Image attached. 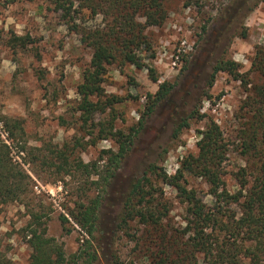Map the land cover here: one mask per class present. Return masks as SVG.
Here are the masks:
<instances>
[{"label": "rangeland", "instance_id": "rangeland-1", "mask_svg": "<svg viewBox=\"0 0 264 264\" xmlns=\"http://www.w3.org/2000/svg\"><path fill=\"white\" fill-rule=\"evenodd\" d=\"M183 2L165 0L167 15L162 25L146 28L150 49L142 45L134 50L143 67L121 63L119 56L106 65L101 83L104 94L90 97L98 102V110L84 123L77 86L89 66L90 47L47 0H0V145L1 141L8 145L16 170L26 174L22 180L26 193L15 201L0 199V247L13 264H28L31 248L25 227L30 210L46 214L47 234L63 244L68 264H74L71 255L86 240L97 250L94 264H149L154 241L146 227L135 221L126 229L116 227L125 193L131 181L146 171L154 188L161 190L158 198L168 207L164 228L169 234L184 228L186 204L157 173L173 176L187 156L196 155L199 132L211 120L229 143L223 162L226 185L230 191L237 188L233 174L244 164L237 130L246 116L239 107L251 85L261 81L251 65L254 47L264 45V1L198 0L186 6ZM76 22L85 28L104 25L100 14L94 18L85 14ZM12 32L28 34L32 41L24 48H13ZM220 59L237 63L239 74L250 81L246 88L226 71H218L209 84ZM162 82L172 84L170 93L138 125L146 111L147 94L155 93ZM112 96L120 101L108 105ZM195 109L201 116L189 118ZM111 116L115 128L128 131L133 127L138 132L109 183L95 184L98 175L87 177L74 165L81 159L95 163L102 172L106 157L99 161L100 151L116 150L117 144L110 135L100 138L96 129L93 135L89 131L92 124L105 126ZM4 118L20 121L22 132L11 134L10 123L2 125ZM185 118L188 126L173 136ZM153 165L156 173L148 172ZM184 182L197 189L204 202L212 203L203 178L184 173ZM95 196L100 199L97 228L88 235L69 211L76 202ZM60 215L67 222L62 224Z\"/></svg>", "mask_w": 264, "mask_h": 264}, {"label": "trees", "instance_id": "trees-1", "mask_svg": "<svg viewBox=\"0 0 264 264\" xmlns=\"http://www.w3.org/2000/svg\"><path fill=\"white\" fill-rule=\"evenodd\" d=\"M47 1L68 28L81 35V40L92 51L89 66L82 73V81L77 86V92L81 96L78 109L82 111L84 123H87L99 106L90 97H101L104 94L101 83L106 65L115 61L118 56L121 63L130 62L138 67L145 65L134 50L142 45L150 49L145 30L150 26H161L164 22L167 15L165 0ZM192 3H198V0H184L183 5ZM85 14L88 18L102 15L103 27H81L76 21L83 19ZM201 28L205 30V24ZM31 41L28 34L17 35L12 32L9 38L13 48H24ZM251 69L259 74L261 81L251 85L239 107V111L246 115L237 130L244 164L233 174L237 184L234 191L228 189L224 179L226 171L223 162L229 143L213 120L199 132L197 154L187 156L176 174L167 176L164 172L157 173L159 179L175 187L180 201L186 204L184 228L171 234L164 228L162 220L168 214V207L158 198L157 193L159 191L161 194V190L154 188L146 171L129 184L116 227L119 230L126 229L131 221L146 227L148 237L154 241L152 248H149V264H264V45L254 47ZM149 70L154 71L153 67H149ZM218 71H226L240 79L245 88L250 82L246 75L239 74L237 63L220 59L213 66L210 85ZM153 79L155 81L156 78L153 76ZM171 89L172 84L162 82L155 93L147 94L146 111L141 114L138 125ZM117 101L120 99L112 96L108 99V105ZM100 109L104 111L105 107ZM196 115L201 116L197 109L189 118ZM114 121L111 116L106 120L105 126L104 123L92 124V130L89 131V135H93L96 129L97 137L100 138L110 135L117 144L116 150L100 151L98 160L106 157L102 172L95 163H84L81 159L76 160L74 165L75 169H82L87 177L91 174L98 175V182H93L95 184L109 183L138 132L133 127L128 131L117 129ZM3 123L6 127L10 123L12 129L8 131L11 134L12 131L22 132L18 120L4 118ZM187 126L188 118H185L177 124L172 135L177 136ZM11 134L8 137L12 138ZM1 142L0 199L5 202L15 201L25 192L22 180L24 181L26 174L16 170L9 156L8 145ZM91 143H95V140ZM63 159L69 165L68 158L64 156ZM69 171L67 169L66 173ZM148 172L156 173V166H151ZM184 173L204 179L208 194L212 197L211 204L204 202L197 189L187 187ZM99 208L100 199L95 196L87 202H76L69 214L88 235H92L97 228ZM28 215L25 227L27 242L31 248L28 264H68L63 244L47 234L46 214L30 210ZM59 218L62 224L67 222L65 215H60ZM92 246V242L86 240L71 255V261L74 264H94L98 255ZM0 264H13L1 247Z\"/></svg>", "mask_w": 264, "mask_h": 264}]
</instances>
